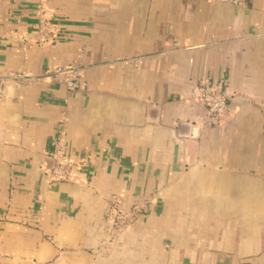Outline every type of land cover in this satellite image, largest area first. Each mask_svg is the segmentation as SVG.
<instances>
[{
	"label": "crops",
	"instance_id": "1",
	"mask_svg": "<svg viewBox=\"0 0 264 264\" xmlns=\"http://www.w3.org/2000/svg\"><path fill=\"white\" fill-rule=\"evenodd\" d=\"M61 65L81 87L13 77ZM0 76V264H264V0H0Z\"/></svg>",
	"mask_w": 264,
	"mask_h": 264
},
{
	"label": "built area",
	"instance_id": "2",
	"mask_svg": "<svg viewBox=\"0 0 264 264\" xmlns=\"http://www.w3.org/2000/svg\"><path fill=\"white\" fill-rule=\"evenodd\" d=\"M220 1L239 4L242 0ZM39 10V34L37 39L42 43L52 41L58 35V29L47 15L46 7L41 6ZM80 70H82V66L61 65L47 68L42 72L33 74L30 72H17L13 77L21 80L29 78L57 80L63 82L68 89L76 90L82 85L79 79ZM4 87V80L0 76V96L4 93ZM195 90L196 95L205 102L215 120L220 122L228 119L230 115L229 101L224 93L217 87L207 83L197 84ZM53 153L56 157H64V150L59 140L54 147ZM76 166L75 162L69 160L56 161L51 168L50 175L55 180L77 181L80 178L73 172ZM143 207V204H136L129 208L124 204L119 195H114L106 211V218L110 226L114 227L117 231H121L138 220Z\"/></svg>",
	"mask_w": 264,
	"mask_h": 264
}]
</instances>
